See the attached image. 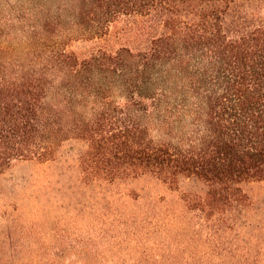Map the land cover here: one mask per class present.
<instances>
[{
	"label": "trees",
	"instance_id": "16d2710c",
	"mask_svg": "<svg viewBox=\"0 0 264 264\" xmlns=\"http://www.w3.org/2000/svg\"><path fill=\"white\" fill-rule=\"evenodd\" d=\"M17 160L74 162L68 206L118 221L101 251L129 234L134 264H198L192 238L142 244L180 207L208 264H264L245 189L264 182V0H0V175ZM87 244L67 264H93Z\"/></svg>",
	"mask_w": 264,
	"mask_h": 264
},
{
	"label": "rangeland",
	"instance_id": "374dc122",
	"mask_svg": "<svg viewBox=\"0 0 264 264\" xmlns=\"http://www.w3.org/2000/svg\"><path fill=\"white\" fill-rule=\"evenodd\" d=\"M151 134L156 139L159 131L153 130ZM73 164L72 161L60 164L17 160L0 175V264H67L75 260L78 248L87 243L88 246H97H89L93 264H134L138 259L139 250L129 244V234L120 247L101 251V244L109 239L107 236L102 238V229L107 231V235L116 230L115 222L118 221H115L112 211L102 216L98 206L86 210L68 206L69 188L78 183L77 173L67 167ZM142 185L144 182L138 181L131 187L139 190ZM125 186L122 191H129V186ZM245 189L254 199L263 197V201L255 203L250 215L252 220L264 223V182L248 183ZM94 191L91 189L85 195ZM151 191L157 192L151 189L149 193ZM80 195L78 193L76 197L85 198V195ZM139 204L140 207L146 206L144 202ZM126 211L129 214V207ZM158 214L154 218L157 222L154 229H159L151 238L145 239L146 235L141 238L147 247L146 253L157 259L162 255L164 257L161 258L169 257L182 247L186 237L192 238L187 241L191 242L189 251L196 253L198 264L217 263V256L205 253L206 225L203 223L202 227L197 216L183 221L180 207L168 213L171 216H166L163 209ZM165 222L168 225L164 227ZM246 229L252 231L250 226ZM102 254L112 261H106ZM179 254L182 257L183 253Z\"/></svg>",
	"mask_w": 264,
	"mask_h": 264
}]
</instances>
